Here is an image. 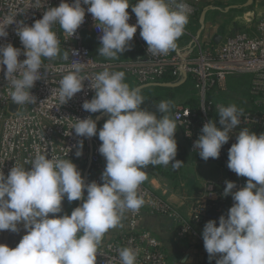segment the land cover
<instances>
[{
    "label": "clouds",
    "instance_id": "clouds-1",
    "mask_svg": "<svg viewBox=\"0 0 264 264\" xmlns=\"http://www.w3.org/2000/svg\"><path fill=\"white\" fill-rule=\"evenodd\" d=\"M94 19L99 37L98 55L114 59L131 47L137 27L146 42L148 53L166 55L177 47V40L188 23L189 6L184 0H60L48 7L42 18L31 26L9 15L0 22V38H6L7 26L16 24L15 34L23 46L0 44V71L4 72L8 94L16 104L35 103L30 89L42 79V58L60 54L59 40L52 30L58 24L73 37L85 19V8ZM131 6L136 23L129 24ZM24 55L26 58L19 60ZM73 55H77L75 51ZM69 60L66 51L62 57ZM84 63L72 60V70L63 74L54 90L61 104L74 94L89 88L95 95L82 108L90 113L106 112L108 118L97 133L91 118L75 119L70 129L77 136L98 135V148L106 164L102 183H85L75 164L59 156L37 152L31 168L14 165L7 176L0 171V231L18 232L23 223L26 234L11 249L0 244V264H96L97 254L105 234L121 226L128 213H138L145 201L138 193L146 179L148 165L171 164L174 170L183 162L175 159L177 143L175 121L167 114L170 103L156 106L160 115L141 108V89L130 88L122 71L104 70L93 77L82 76ZM203 109V108H202ZM206 111V109H203ZM217 122L204 123L194 142L199 156L207 161L219 157L233 129L240 123L243 110L235 104L218 106ZM83 142H78L77 157L82 155ZM227 167L237 176L246 177L244 186L225 181L224 195H231L233 204L227 216L205 223L203 246L216 264H264V132L257 134L247 128L236 133L228 149ZM235 189V191H234ZM86 191V196L84 192ZM81 200L70 215L62 212V201ZM49 214H52L51 216ZM120 264H136L137 252L131 247L119 249Z\"/></svg>",
    "mask_w": 264,
    "mask_h": 264
},
{
    "label": "built area",
    "instance_id": "built-area-1",
    "mask_svg": "<svg viewBox=\"0 0 264 264\" xmlns=\"http://www.w3.org/2000/svg\"><path fill=\"white\" fill-rule=\"evenodd\" d=\"M72 3V0H66ZM136 0H129L134 4ZM189 6L188 16H194L198 11L194 2L184 0ZM255 4L264 5V0H253ZM60 0H0V22L9 15H16V21H23L31 26L35 20L42 18L48 7H56ZM85 8L84 23L77 29L73 37L63 32L58 24L53 25V31L59 40L60 54L52 59L42 58L40 74L42 79L35 82L30 89L36 98L35 103L16 105L8 94L7 81L4 72L0 71V171L7 176L9 170L16 165H23L26 170L31 168L26 161H31L37 152L50 156H59L71 161L75 158L78 142H83V152L87 157L88 170L82 175L84 182L102 183L101 176L105 168V158L99 153L100 141L92 136L85 138L77 136L74 129H70L75 119L91 117L96 125L108 115L106 112L90 113L82 108L86 100L95 95L89 88V81H84L82 91L74 94L66 103L61 104L54 90L63 74L72 70V60L84 63L82 76L93 77L104 70L122 71L125 73V83L132 88L160 82L168 77L170 83H179L190 79L194 94L188 104H178L172 110V118L181 131L186 149L197 160H203L194 149V142L201 134L205 122L219 119L218 106H228L215 97L218 91L225 90L226 76L234 73L249 76L247 105L238 107L243 110L241 123L232 131L229 141L220 150L219 157L209 158L222 166L226 173L224 179L206 181L204 196L191 203L189 214L183 217L166 200L151 191L143 182L138 193L149 199L151 211L170 215L177 223L176 236L180 239L188 238V248L202 256L203 264H216L219 254L210 258L203 246L202 230L209 220L217 222L221 215L227 216L232 206L231 195H224L225 181L235 182L237 188L244 186L246 177L237 176L227 167L228 149L235 142L236 133L247 128L257 134L264 132V12L257 15L251 31H239L234 34L221 36L219 43L212 38L190 35V39L177 45L166 55L153 56L146 51V42L141 38L137 27L133 41L141 47V52L133 57L119 59L99 58L94 54L85 39L89 33L100 47L99 37L102 35L95 27V21ZM130 19L129 24L136 23L135 14L131 6L126 9ZM17 25L7 26L6 38H0V44L11 43L14 47L23 46L15 34ZM183 34L188 35L186 29ZM69 53V60H64V52ZM75 51L77 55H73ZM22 54L18 57L23 60ZM206 109L203 110V109ZM96 173V174H95ZM235 191V189H234ZM142 209V207H141ZM138 213H128L129 230L117 234L111 239L103 240L97 254L96 264H120L119 249L131 247L137 252L136 264H177L171 261L159 241L150 231L137 230Z\"/></svg>",
    "mask_w": 264,
    "mask_h": 264
},
{
    "label": "crops",
    "instance_id": "crops-1",
    "mask_svg": "<svg viewBox=\"0 0 264 264\" xmlns=\"http://www.w3.org/2000/svg\"><path fill=\"white\" fill-rule=\"evenodd\" d=\"M194 2V4L197 6L198 11L195 13L194 16H192L188 20V36L187 38L182 39V42H186L190 39V35L196 36V33L198 30L200 31V35L202 38H212L214 43H219L221 36H223V33L228 32V34H234L239 32L240 30L233 27V30L229 29L227 27V23L229 20L233 17L232 11L228 10L227 8L220 7L222 4L225 3L226 0H189ZM254 2L251 0L250 2L247 0V5L253 6L255 9V6L253 5ZM262 5V4H261ZM230 6L237 7L239 6L238 2H235L231 4ZM256 12V11H255ZM264 12V8H261V10L258 11L257 14H261ZM204 13V19H203V26L200 23V17ZM185 29V28H184ZM225 29V30H224ZM218 35L217 41H214L213 36ZM85 39L87 43L90 45L92 51L99 57V58H105L103 56L98 55V48L99 46L95 43L94 38L91 34L86 33ZM88 41L92 42L89 43ZM177 45L181 44L179 40H177ZM131 47L123 52V54L126 55V57H133L141 52V47L136 42L130 41ZM110 59V58H106ZM186 82V80L174 84L172 86H166V85H154V86H148L146 88H152V87H165L171 90L174 89V87L178 85H182ZM185 93V92H183ZM174 96H177L176 98L168 97L166 101H168L173 106L178 104H187L188 101L192 100V92L191 96L188 97L187 94H173ZM171 96V94H169ZM159 103V98H158ZM247 105V102H246ZM172 108L169 107L170 112V118H172ZM173 119V118H172ZM177 126V125H176ZM175 137L184 145L185 153L182 162H184L185 157L190 158V160L193 162L194 157L188 153L185 145V141L181 135L180 129L177 127L175 132ZM78 148L76 149L77 152ZM77 169L81 172V175L86 173L88 170V162L87 157L85 153L82 150V155L79 157L76 156L72 161ZM183 165V164H182ZM182 166L178 169L176 175L178 174L179 178V171H181ZM146 173V179L144 182L148 185V187L151 189L152 192L158 194L161 196L164 200H166L179 214H181L183 217H187L189 214V209L191 206V203L194 200H197L199 198H202L204 196V185L206 181L205 180L200 184V186L191 191L190 193H184V192H176V183H172V185H169V182L175 181L171 179H167L166 175L164 174H153L149 171ZM96 174V173H95ZM97 176H101L100 173L96 174ZM176 178V180H177ZM216 179H221V177H218ZM211 179V180H216ZM84 195L86 196V191L84 192ZM78 200L69 202L66 198L62 201V212L58 213L56 215H63L68 214L70 215L71 211L77 207ZM50 216L52 214H49ZM176 227L177 223L176 221L170 216V215H164V214H158L150 209L149 205V199H145V203L142 206L141 212L139 214V217L137 219L136 229L137 230H145L150 231L153 233L161 242L163 245L169 259L171 261L176 262L177 264H203L202 262V256L200 253L188 248V240L187 239H180L176 236ZM19 231L18 232H11L9 230H3L0 231V244H5L9 248L14 249L20 240L22 239V236L26 234V230L23 227V223L18 224ZM129 228L128 225V214H126L122 220H121V226H118L114 229H110L104 236L103 240H108L113 238L119 233L126 232Z\"/></svg>",
    "mask_w": 264,
    "mask_h": 264
},
{
    "label": "rangeland",
    "instance_id": "rangeland-1",
    "mask_svg": "<svg viewBox=\"0 0 264 264\" xmlns=\"http://www.w3.org/2000/svg\"><path fill=\"white\" fill-rule=\"evenodd\" d=\"M235 2H238L239 6L237 7L230 6ZM253 5L255 6V9L253 8V6L247 5V0H226L225 3L222 4L220 7L227 8L228 10L232 11L233 14V17L226 24L227 27L233 30V27L236 26L235 28L239 29L240 31H251L253 25L256 22L258 11L261 10V8H264V5L261 4L254 3ZM191 17L192 16H188V20ZM189 23H187L185 26V29L187 31L189 29L188 28ZM227 34L228 32H225L223 33V36H226ZM187 36L188 35L182 34L178 38L179 42L182 44L184 42V40L182 42V39L187 38ZM88 42L92 43L90 41ZM125 57L126 55L121 53L117 58L114 59L125 58ZM248 82H249V76L246 74L234 73L227 75L225 80V90L218 91L217 95L213 98L216 101H220L228 105L235 104L238 107H244L246 106V101L248 99V89H247ZM130 88H132V86ZM141 91H142L141 92L142 95L144 96H156L157 98H159V102L166 101L168 97L176 98L177 96H174L173 94L175 95L178 93L187 94L188 92V97L191 96V92H192V96L194 94V89L192 87V83L190 79L186 80L184 84L174 87V89L172 90L171 88L168 89L165 87H159V88L152 87V88H142ZM169 94H171V96H169ZM174 107L175 106L170 104V108L173 109ZM167 114L170 116V112H168ZM106 116L98 124L97 128L105 120ZM95 137L99 140L98 135H95ZM100 143L102 142L100 141ZM179 173H180L179 178H177L178 174L177 175H174L172 173H165V174L168 180L175 179V181L169 182V185H172V183L173 184L176 183V192H184V193H190L191 191L197 189L200 186V184H202V182H204L205 180L216 179L218 177L224 179L226 177V173L224 169L218 163L210 160L207 161L197 160L196 158H194V161L192 162L190 158H188V156L187 158L185 157L181 171H179Z\"/></svg>",
    "mask_w": 264,
    "mask_h": 264
},
{
    "label": "trees",
    "instance_id": "trees-1",
    "mask_svg": "<svg viewBox=\"0 0 264 264\" xmlns=\"http://www.w3.org/2000/svg\"><path fill=\"white\" fill-rule=\"evenodd\" d=\"M168 81H169L168 77H164L162 80H160V82H168ZM142 96L144 97V103L141 105L142 109L150 111V112H154L158 117L160 115H162L156 109V106L159 104L158 98L156 96H144V95H142ZM191 101L189 100L188 103H190ZM107 118H108V115L106 116L105 120ZM105 120L100 125L101 128H102ZM174 138H175L176 143H177V155H176L175 159L182 161L183 157H184V153H185L184 145L176 137H174ZM144 171L145 172L149 171L153 174H160L161 173V174L166 175L165 173H172V174L176 175L178 169L174 170L172 168L171 164H169L167 166H164V165H156V166L148 165V167L146 169H144Z\"/></svg>",
    "mask_w": 264,
    "mask_h": 264
},
{
    "label": "water",
    "instance_id": "water-1",
    "mask_svg": "<svg viewBox=\"0 0 264 264\" xmlns=\"http://www.w3.org/2000/svg\"><path fill=\"white\" fill-rule=\"evenodd\" d=\"M248 1L250 2L251 0H248ZM203 19H204V13H202V15H201V17H200V23H201L202 26H203ZM200 31H201V30H198V31H197L196 36H199V35H200ZM218 37H219L218 35H214V36H213L214 41H217ZM179 83H180V82H179ZM174 84H178V83H170V82H154V83H147V84L139 85V86H136V87H134V88L142 89V88H146V87H148V86H154V85H166V86H172V85H174ZM100 129H101V126H99V127L97 128V132H99ZM86 172H87V171H86ZM85 174H86V173H85ZM81 203H82V201H81V200H78V205H77V206H80Z\"/></svg>",
    "mask_w": 264,
    "mask_h": 264
}]
</instances>
